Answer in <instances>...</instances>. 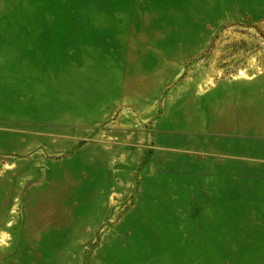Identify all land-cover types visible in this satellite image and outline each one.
<instances>
[{
    "label": "rangeland",
    "instance_id": "1",
    "mask_svg": "<svg viewBox=\"0 0 264 264\" xmlns=\"http://www.w3.org/2000/svg\"><path fill=\"white\" fill-rule=\"evenodd\" d=\"M0 264H264V0H0Z\"/></svg>",
    "mask_w": 264,
    "mask_h": 264
}]
</instances>
